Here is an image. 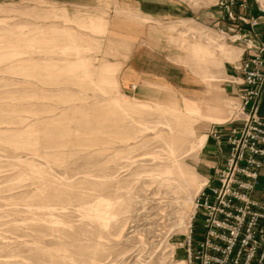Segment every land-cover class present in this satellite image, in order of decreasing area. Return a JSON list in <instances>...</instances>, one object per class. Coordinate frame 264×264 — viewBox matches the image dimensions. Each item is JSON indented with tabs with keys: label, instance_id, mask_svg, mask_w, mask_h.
Segmentation results:
<instances>
[{
	"label": "rangeland",
	"instance_id": "1",
	"mask_svg": "<svg viewBox=\"0 0 264 264\" xmlns=\"http://www.w3.org/2000/svg\"><path fill=\"white\" fill-rule=\"evenodd\" d=\"M57 1L0 0V264H183L181 245L206 182L196 163L208 124L185 119V99L174 93L141 102L120 93L115 76L103 77L107 67L117 73L108 61L131 49L123 36L142 34L127 15L116 9L110 25L108 14L72 19ZM181 1L199 20L161 23L163 48L170 44L174 61L193 74L201 94L194 104L224 109L229 124L237 96L226 91L217 101L211 83L222 64L196 61L185 45L229 60L238 43L201 22L213 0ZM209 72L214 79L204 78ZM173 163L200 188L158 177Z\"/></svg>",
	"mask_w": 264,
	"mask_h": 264
},
{
	"label": "built area",
	"instance_id": "2",
	"mask_svg": "<svg viewBox=\"0 0 264 264\" xmlns=\"http://www.w3.org/2000/svg\"><path fill=\"white\" fill-rule=\"evenodd\" d=\"M229 22L219 34L233 43L245 42L236 117L226 130L216 127L211 137L227 147L213 182L194 200L183 264H264V204L251 198L264 161V119L258 107L264 91V43L253 44L264 28V0H213ZM250 1L257 16L250 14ZM241 32L251 36L242 37ZM240 127H233L234 124ZM200 222L196 228L197 222Z\"/></svg>",
	"mask_w": 264,
	"mask_h": 264
},
{
	"label": "crops",
	"instance_id": "3",
	"mask_svg": "<svg viewBox=\"0 0 264 264\" xmlns=\"http://www.w3.org/2000/svg\"><path fill=\"white\" fill-rule=\"evenodd\" d=\"M94 0H86V3H81L76 0L57 1L54 4L66 10L68 15L74 19L75 16L81 14H108L111 16L108 24L114 23V16L117 13L116 9L122 15H127L133 21V29L135 31L141 30L142 34L135 36L134 34H127L123 36L126 38L130 51H119V58L108 61V64L117 68L115 75L116 82L120 93L133 97L141 102H152L163 99L167 93H174L179 100L185 99L193 101L200 94V91L194 90L193 74L187 67L178 65L174 61L177 57V52L165 50L163 47L164 39H162L161 23L179 22L188 24L195 20H199L198 12L194 11L186 2L181 0H114L119 6H112L111 10H104L101 6L93 5ZM121 2V3H120ZM206 11L200 12L201 22L208 27L212 26L214 31L218 32L229 25V22L223 17L219 8L210 6ZM250 14L257 16V9L250 1ZM141 21H144L143 23ZM147 21V22H145ZM141 26H135L137 23ZM102 24L90 22L89 27H102ZM152 33V35L150 34ZM257 38L254 46L257 47L260 43H264V28L257 29ZM119 36L115 33L114 36ZM242 37L251 36L248 32H241ZM115 39V37H114ZM141 42V44H138ZM170 43V42H169ZM238 48L232 51L231 57L226 59L221 53L219 58H215L208 48L199 44H186L185 48L188 53L196 61L205 65H219L222 64V71L216 80H212L213 86L220 88L218 94L220 98L225 97L227 91L232 97L235 95L238 99V91L241 83V76L237 72V67L240 61L244 59L247 54L245 52V42L238 43ZM225 51V49H223ZM231 61V62H229ZM209 72L204 76L205 79H211ZM214 79V78H213ZM220 79V80H219ZM222 95V97H221ZM221 100V99H220ZM224 98H222L223 102ZM213 101V100H212ZM196 102V101H193ZM204 102H209L206 100ZM258 116L264 119V91L258 107ZM227 123V122H226ZM215 124L207 122L208 130L206 131L205 141L198 155L196 168L206 181V184L213 182L214 170L221 166L227 155V147L224 143H218L211 137V132L216 127L224 126L226 130L228 124ZM241 124H234L233 127H240ZM251 198L257 202L264 204V161L259 172L258 185L253 191Z\"/></svg>",
	"mask_w": 264,
	"mask_h": 264
},
{
	"label": "bare ground",
	"instance_id": "4",
	"mask_svg": "<svg viewBox=\"0 0 264 264\" xmlns=\"http://www.w3.org/2000/svg\"><path fill=\"white\" fill-rule=\"evenodd\" d=\"M102 74H103V77L114 78V76L116 74V70L113 68L107 67V68L102 70ZM183 103L184 104H183L181 112L186 115L185 119H189L191 116L197 120L204 121V122H211V123H215V124H223L228 119L227 111H225L222 108L215 109L211 105H207V104H205L206 106L204 108H202V107L195 105L194 103H196V102L188 101V100H184ZM177 119L179 121L177 122L176 126H179V125H181L180 121H182V119L181 118H177ZM162 125H164V127L167 128V131L169 134H171V135L174 134L175 129H173L170 126V125H174V123L171 122V124L170 123L167 124V122H166ZM158 177H160L165 182L171 181L176 177L182 183V187H184V188H187V189L192 188L195 190H198L200 188L199 182H193L190 179V177L188 175H186L185 173H183L181 171L180 167H178L174 163H173V166L171 165V167H167L164 170L159 171ZM63 178H65V177H63ZM64 181H67V179ZM42 207L45 208L46 206H42ZM35 220H37L36 217H35Z\"/></svg>",
	"mask_w": 264,
	"mask_h": 264
}]
</instances>
